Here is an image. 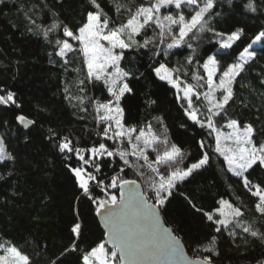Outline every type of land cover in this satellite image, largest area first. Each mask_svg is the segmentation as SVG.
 <instances>
[{
  "label": "snow or ice",
  "instance_id": "snow-or-ice-1",
  "mask_svg": "<svg viewBox=\"0 0 264 264\" xmlns=\"http://www.w3.org/2000/svg\"><path fill=\"white\" fill-rule=\"evenodd\" d=\"M219 2L87 0L91 7L75 30L59 19V13L50 7L47 0H38L24 13L26 19L42 31L46 40L50 34L58 33L68 38L55 39V55L64 65L70 64V53H77L82 58V68L73 69L77 73L81 70L85 72L84 78L76 84L81 92L86 90L87 85L93 88L102 85L101 95L106 92L104 99L75 97L81 111H87L86 102L93 108L99 129L96 135L101 142L80 147L68 137H63L57 145L65 160L74 157L79 162V166L69 163L66 167L74 176L82 195L95 205V215L101 218L106 232L102 242L88 250H81L76 241L82 236V227L74 222L70 227L73 241L61 250L51 264H64L62 257L69 253L78 254L79 264H145L146 261H154L155 264L161 261L163 264H215L213 257L220 255L219 235L225 232L237 247L239 245L235 241L238 235L245 245L250 243L247 237L264 244V230L254 227L257 222L264 221L245 222L243 219L245 211L253 209L259 217H264V179L258 178L259 182L252 179L253 173L264 172V138H258L257 127L252 123L229 114L230 102L235 97L234 84L245 66L255 59V52L249 49L252 44L264 42V30H260L251 44L239 53L235 63L222 67L215 56H208L202 64L194 65L193 56H188L186 65L195 67L190 76L194 83L182 79V76H189L187 66L169 67L167 63L173 49L187 46L195 54L192 41L198 40L205 32L218 37L220 48L225 50L241 40L244 35L242 28L226 34L212 27V19L219 15L214 11ZM226 2L229 7L236 6L233 0ZM57 3L62 4L63 0H57ZM240 6L252 13L258 10L255 0H241ZM45 12L52 17V21L42 27L32 16L39 18ZM141 49L152 52L153 57L165 58L166 62H158V66L152 68L155 77L175 90V100L183 115L193 126L207 133L206 137L197 141L200 155L193 162L184 163L186 153L169 140L163 119H157L160 130L155 129L151 122L138 127L126 120L122 101L132 94L133 88L129 84L130 73L121 64L129 55L140 53ZM260 83L264 85V79ZM64 91L65 99L71 102L74 98L69 88ZM14 96L10 91L0 95V104L11 102L19 107ZM261 96L264 97V93ZM155 103L154 100L148 101L149 105ZM244 106L247 107V104ZM261 107L264 108V104ZM260 110L257 108V112ZM17 119L22 124L34 123L23 115ZM256 119L261 118L257 115ZM260 127L264 130V121ZM49 132L55 136L52 129ZM214 158H222L223 170L237 178L243 189L254 198L252 208L242 201L237 204L234 200L221 197L215 202L217 207L205 210L180 191V187L194 174L211 167ZM13 159L3 139H0V162ZM113 164L118 166L116 174L109 176L102 171L105 165L111 167ZM126 169H132L147 184V192L138 191L137 180L124 178ZM0 179L3 177L0 176ZM177 193L184 196L191 209L201 214L212 228L213 234L205 242L191 247V256L179 232L167 227L161 217L170 198ZM235 200H240V197L236 196ZM0 264H33V261L17 246L5 243L0 244Z\"/></svg>",
  "mask_w": 264,
  "mask_h": 264
},
{
  "label": "trees",
  "instance_id": "trees-1",
  "mask_svg": "<svg viewBox=\"0 0 264 264\" xmlns=\"http://www.w3.org/2000/svg\"><path fill=\"white\" fill-rule=\"evenodd\" d=\"M37 2L3 0L0 3V95L13 92L19 105L17 107L11 102L0 104V139H3L7 152L14 158L0 162V176L3 177L0 179V244L17 246L29 255L33 264H51L61 250L73 241L70 227L74 222L82 227V236L76 241L81 250L90 249L104 238L94 212L95 205L82 195L74 176L66 167L69 163L74 167L79 166V162L74 157L65 160L57 145L63 137H68L75 146L80 147L101 142L96 135L99 129L93 108L86 102L87 111H81L75 97L104 99L106 92L101 95L102 85L96 88L87 85L84 92L76 86L78 80L85 76L83 70L79 73L73 70L82 68V58L77 53H70V64L64 65L55 55V39L68 38L58 33L50 34L46 40L42 31L24 15ZM47 2L59 13V19L73 30L79 27L91 7L87 0H63L62 4H58L57 0ZM233 3L236 6L229 7L226 0H220L214 9L219 15L211 21L216 31L226 34L237 28L244 30L241 40L231 49H217L219 38L205 32L198 40L192 41L195 54L187 46L171 50L167 57L168 66H187L189 76H182L186 82L194 83L190 76L195 71L194 66L186 65L188 56H193L194 65L202 64L204 59L213 55L222 67L235 63L239 53L251 44L260 30H264V0H255L258 9L255 13L245 11L240 6L241 0H233ZM32 18L42 27L52 21L46 12L40 14L39 18L36 15ZM252 50L256 54L255 59L237 77L229 114L252 123L257 127L258 138H264V130L260 127L264 121V108L261 107L264 104V97L261 96L264 85L260 83L264 79V42ZM158 62L166 61L163 56L153 57L152 52L144 49L138 54L129 55L122 62L121 67L130 73L129 84L133 88L132 94L122 101L125 117L128 123L138 127L151 122L157 130H160L157 119H163L169 140L186 153L184 163L188 164L200 155L197 141L206 137L207 133L187 120L176 103L175 90L155 77L152 68L158 66ZM66 87L74 98L71 102L65 99ZM151 100L156 103L149 105L148 101ZM257 108L261 109L260 112H257ZM20 115L34 122L30 129L20 128L17 123ZM257 115L260 120L256 119ZM49 129L55 133L54 137ZM224 167L222 158H214L211 167L194 174L180 187V191L205 210L217 207L215 202L221 197L234 200L237 204L242 201L252 208L254 198L243 189L237 178L223 170ZM102 171L110 176L116 174L118 166L105 165ZM124 178L137 180L142 191L147 192V184L132 169H126ZM258 178L264 179V172L252 174V179L259 182ZM236 196L240 200H235ZM161 215L165 224L179 232L189 255H192L191 247L205 242L213 234L202 215L195 213L184 196L178 193L170 198ZM243 219L245 222L264 221V217H259L254 209L246 210ZM254 227L264 230V223L257 222ZM247 239L250 243L245 245L238 235L235 241L239 245L237 247L227 232L219 235L220 255L213 257L215 264H264V244L251 237ZM77 255L69 253L62 257L64 264H79Z\"/></svg>",
  "mask_w": 264,
  "mask_h": 264
},
{
  "label": "water",
  "instance_id": "water-1",
  "mask_svg": "<svg viewBox=\"0 0 264 264\" xmlns=\"http://www.w3.org/2000/svg\"><path fill=\"white\" fill-rule=\"evenodd\" d=\"M17 123H19L20 128L21 129H24V130H28V129H30L33 126V124H27V123L22 124L19 121ZM138 185H139L138 191H142L141 185L139 183H138ZM161 217H162V215H161ZM97 219H98L99 226H101V229H102L103 233H105L106 232V229L103 227L101 218L100 217H97ZM162 219H163V217H162ZM165 225L167 227H169L167 224H165ZM108 247H110V245H108ZM186 251H187V249H186ZM188 255H189V253H188ZM189 256H191V255H189ZM145 264H155V262L154 261H146ZM160 264H163V261H161Z\"/></svg>",
  "mask_w": 264,
  "mask_h": 264
},
{
  "label": "rangeland",
  "instance_id": "rangeland-1",
  "mask_svg": "<svg viewBox=\"0 0 264 264\" xmlns=\"http://www.w3.org/2000/svg\"><path fill=\"white\" fill-rule=\"evenodd\" d=\"M70 42H72V41H70ZM75 43V42H74ZM259 43H256V44H252L251 45V48L249 49V51H253L252 49L255 47V46H257ZM217 49H219V50H223L222 48H220V45L218 46V48ZM214 56V55H213ZM208 58V57H207ZM207 58L206 59H204L203 61L205 62L206 60H207ZM197 65V64H196ZM201 71H202V69H201ZM239 250H240V248H239Z\"/></svg>",
  "mask_w": 264,
  "mask_h": 264
}]
</instances>
